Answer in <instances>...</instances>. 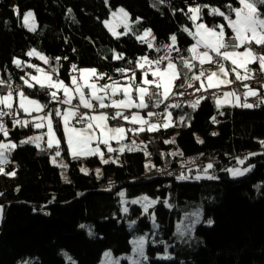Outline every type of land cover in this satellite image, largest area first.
<instances>
[{
    "label": "trees",
    "instance_id": "obj_1",
    "mask_svg": "<svg viewBox=\"0 0 264 264\" xmlns=\"http://www.w3.org/2000/svg\"><path fill=\"white\" fill-rule=\"evenodd\" d=\"M229 3L239 6L237 0H163L162 3L158 0H108L107 5L105 0H0V77L5 80L6 73H11V81L19 84L30 98L51 107L53 101H49L46 90L36 85L29 89L23 84L28 76L24 65L31 61L26 53L36 49L50 58L45 69L51 73L53 67L57 68L55 78L65 83L76 74L72 72V64L107 74L99 84L113 80L129 83L133 70L139 83L142 72L135 68V63L145 55L150 59L154 56L147 44L136 39L137 33L150 28L158 47L171 45L170 36L175 34L176 48L180 51L170 53L189 58L186 49L192 40L183 31L192 26L185 15L188 7L208 4L227 12L224 5ZM121 7L129 13L131 30L116 38L103 21L108 19L111 10ZM14 9H19V15ZM27 11L34 13L35 32L28 31L21 22ZM137 17L140 23H136ZM203 22L226 23L221 17L207 15V9ZM226 31L231 34L230 29ZM113 50L122 53L124 58L113 59ZM57 57L61 58L59 64L55 61ZM14 58L24 62L20 68L13 63ZM119 68L129 70L127 75L117 72ZM184 82L182 78L175 84L179 86ZM180 88H174L173 92L178 93ZM229 90L241 92L239 88ZM6 92L5 87L0 86V94ZM211 99H202L195 110L189 106L191 101L176 103L179 105L176 108L165 110L163 107L156 118L170 112L174 126L135 134L147 156L140 150L125 151L115 157V162L108 163H101L97 157L83 161L70 159L60 124L55 120L54 127L60 128L57 132L59 157L66 162L67 180L51 163L55 147L20 145L22 135L17 137L15 133L23 131L22 137H25L24 128H8V138L18 148L13 150L5 166L6 171L16 172L15 177L0 175V193H3L0 205L4 207L0 224V264H18L24 260L32 264H98L107 249L114 255L130 252V240L148 229L150 222L149 216L141 213L140 206L130 205L128 213L121 210L120 191L127 198L145 195L158 200L149 211L155 214L159 228L155 236L149 238L157 243L147 244V264H264V145L260 143L264 141V105L251 109L217 108ZM2 119L11 125L10 116ZM173 138L174 143L165 142ZM238 155L242 158H237ZM195 158L206 164L202 170L209 163L213 164L208 173L218 179L196 180L194 170L184 174L188 177L185 180L167 171L161 172ZM81 164L89 168L87 174L80 171ZM96 166H99V175L92 170ZM237 166L254 167L244 176L230 177L226 169ZM165 200L171 208L164 204ZM181 205L200 208L202 217V222L182 239L175 230L180 217L177 208ZM209 219L213 221L211 226L205 224ZM131 221H136L133 228L127 224ZM81 224L90 226L93 235L88 234L87 227L81 228ZM161 240L170 245L167 254H171L172 259H157L158 254H165ZM65 253L71 260L64 257Z\"/></svg>",
    "mask_w": 264,
    "mask_h": 264
},
{
    "label": "snow or ice",
    "instance_id": "obj_2",
    "mask_svg": "<svg viewBox=\"0 0 264 264\" xmlns=\"http://www.w3.org/2000/svg\"><path fill=\"white\" fill-rule=\"evenodd\" d=\"M163 2V0H158ZM239 6H233L231 3L224 5L228 9L227 12L221 10L220 7L210 6L208 4H197L195 6H189L185 15H188L189 19L195 28V32L190 31L188 28H184L183 31L187 32L192 37L195 43L186 49L190 53L189 58L183 56L180 57L182 69L178 67L177 63L173 61L170 55H162L156 59H150L148 56H143L135 63V68H138L142 72V77L139 83H137L136 73L133 70L132 75L128 77L129 83L121 85L118 81L113 80L112 83L99 84L98 81L105 79L107 74L99 73L95 68H78L76 64L71 65V69L75 75L71 76V86L65 84L64 80L54 78L58 74L57 68L53 67L51 73L44 71L39 67H35L33 64H27L28 68H34L38 75H30L28 79L24 80V84L27 88L31 89L35 85H39L41 89H44L50 95L52 101H56L60 104L69 105L70 107L61 111L60 108H55L45 112L43 116H38L37 121L34 123L35 128L41 129L47 127V147L52 149L55 146V157L61 156L60 152V140L57 139V132L60 130L59 126L54 129L53 117L59 118V122L62 124L63 139L67 143V148L70 155L76 159L87 156H99L103 163H108L104 160L103 153L100 150L99 145L103 144L107 147L108 152L117 151L111 147V141H116L121 147L119 152H124L125 149L132 151L138 150L135 140L132 141V145H124L122 142L126 138L127 132H133L138 134L140 132L158 131L161 127L167 129L173 125L172 114L170 112L164 113V119L161 122H152V118L160 114L153 111L147 112V117L141 116L139 112H133L131 115H125L122 110L139 109L144 110L151 107H160L161 103L168 101L172 95H183V93H174L173 89L177 87H184V84L177 86L175 81L183 78L188 87H191V81H201L200 88L196 91L207 90L210 88H218L220 85H229L232 83L228 79L230 72L235 74L236 80L247 81L254 78L256 69L250 67L251 65H258V69L261 73H264V52H257L253 45L258 48H264V0H237ZM108 0H105L107 5ZM205 9H207V15L213 17H221L226 23L223 24H206L203 22L205 15ZM19 15V9H14ZM183 11V10H181ZM72 9H68V13L71 14ZM190 14V15H189ZM75 19V17H73ZM130 16L124 8H119L111 13V19L103 21L105 28L112 34L113 37L119 38L120 35L128 34L131 30L129 24ZM200 21V22H198ZM136 23H140V18H136ZM23 26L30 32L36 31L35 16L32 11H28L23 14ZM119 28L124 29V33L118 31ZM226 29L231 30V35H228ZM136 39L142 43L147 44L148 48H153V41L155 36L152 30L145 29L142 34L137 33ZM171 45L163 44L157 47V51L161 48L167 50V53L175 50L177 36L172 34L170 36ZM243 49V51H241ZM75 51V49H74ZM113 59H123L122 53H115ZM214 54V55H212ZM27 56H35L44 64L50 63V58L42 55L36 49H31L26 53ZM61 58H55L57 64H59ZM64 59H67L65 57ZM167 60L165 66H161L163 62ZM194 61H198L201 66V70L198 74L188 76L189 72H193L196 67ZM225 62H230L231 69L226 68ZM13 63L20 68L23 65V61L14 58ZM131 63V61H129ZM205 64L214 65L217 70L205 71L203 66ZM186 70V71H183ZM122 75H127L129 70L125 68H119L116 70ZM149 76L152 78L149 79ZM23 79V78H22ZM109 80H112L111 76H108ZM206 79L207 84L203 82ZM0 86H7L9 90L6 94H0V133L4 137H8L9 129L3 122L5 115L15 116L19 111H23L26 115H32V113L43 112L46 108V104H42L39 100L30 98L25 91L20 88L12 89L11 85L5 80L0 79ZM246 91L243 93V102L241 97L236 92H224L223 99H216L217 108L222 107L225 104H231L232 107H243L245 109H251L264 105V95H261L256 89L250 87L248 84L244 85ZM264 87V85H261ZM62 92V96L58 97V93ZM120 96V99L114 97ZM255 98V103H249V98ZM18 99V108H14V102ZM202 98H198L195 102L189 106L195 110ZM73 100H77V104H73ZM80 107L95 111L99 109H114V113L109 116L106 112H100L96 115H87L79 111ZM169 107H179L178 104H165V110ZM223 115V113H221ZM123 119L124 121L138 125L136 128L125 129L123 126H110L109 120ZM73 121L82 124V127H76ZM183 118H181V122ZM212 121L216 122V118L212 117ZM14 126L27 127L29 121L27 120H13ZM217 135V133H212ZM41 136L29 137L26 140H21L20 145L31 143L35 144L37 148L40 147ZM166 143H174L173 140L165 141ZM199 143H203L198 139ZM264 145V141L260 142ZM93 144L96 146L93 147ZM17 144L0 142V175H6L9 177H15V171H6L5 166L10 162L9 154L15 150ZM147 155V152L145 153ZM182 154V153H181ZM252 155H255L253 153ZM55 157H53V163L55 164ZM238 163L243 164V160H238ZM60 167H66L61 164ZM252 167L240 169V168H228L226 171L230 173L233 178L244 176L246 173L252 171ZM213 169V164L209 163L203 170V176L196 175V180L201 179H218L214 175L208 174V170ZM87 174L86 169H81ZM99 175V170H97ZM178 179L185 180L188 177L181 174ZM67 182V181H66ZM17 191L19 189L17 188ZM3 195V193H0ZM121 197L124 193H119ZM144 201V212L148 213L150 207L158 203V200H149L147 196L142 197ZM141 200L133 199L131 204H139ZM164 204L168 205V201L165 200ZM42 210V209H41ZM35 211V209H34ZM127 207L123 208L124 213H128ZM45 215L49 213L44 212ZM195 216V220L188 227L187 231L192 230V226L195 223L200 222L199 212L191 214ZM4 218V207L0 205V221ZM154 228H159L156 223L155 214L151 217ZM185 219H188L186 216ZM136 221H132L129 227H133ZM213 221L209 219L207 224L211 226ZM81 228L87 227L81 224ZM177 234L180 237H184L186 232L183 226H178ZM89 235H93L91 229H89ZM133 245V255L124 257L129 261V264H147L149 257L146 255V245L148 243L156 244L157 241L150 240L147 234L136 237L131 241ZM159 243L165 245V254L163 256L157 255V259H172L167 254L168 245L165 241H159ZM103 264H119L118 260L112 258L111 252L104 253ZM71 260V257H69ZM18 264H32L31 261L24 260L18 262Z\"/></svg>",
    "mask_w": 264,
    "mask_h": 264
},
{
    "label": "rangeland",
    "instance_id": "obj_3",
    "mask_svg": "<svg viewBox=\"0 0 264 264\" xmlns=\"http://www.w3.org/2000/svg\"><path fill=\"white\" fill-rule=\"evenodd\" d=\"M13 3V2H12ZM117 9H119V8H117ZM117 9H115V10H111V12H110V14H109V17H108V19L107 20H109V19H111V13L113 12V11H116ZM28 12V11H27ZM26 13V12H25ZM21 22H22V24H23V17H22V20H21ZM192 22V21H191ZM198 22H200V21H198ZM129 24H130V22H129ZM193 25V24H192ZM26 28V27H25ZM107 29V28H106ZM119 29H123V28H119ZM119 29H118V31H119ZM108 30V29H107ZM124 30V29H123ZM109 32V31H108ZM130 32V31H129ZM110 33V32H109ZM111 34V33H110ZM112 35V34H111ZM241 51H243V49H241ZM225 66H226V68H228V69H231V67H232V65H231V63L230 62H225ZM252 66V65H251ZM250 66V67H251ZM199 73V72H198ZM197 73V74H198ZM230 74H231V72H230ZM232 75L233 76H235V74L234 73H232ZM152 77L151 76H149V79H151ZM228 79L229 80H231L230 79V75H229V77H228ZM232 81V80H231ZM199 83H201V81H198ZM203 82L205 83V85L207 84V81H206V79H204L203 80ZM233 82V81H232ZM175 83H176V81H175ZM230 85V84H229ZM229 85H220L218 88H210L209 90H211V89H213V91H216L217 92V94H214L212 97L213 98H221V99H223V93L224 92H232L233 90H229L227 87L229 86ZM263 89H264V87H263ZM173 91H174V89H173ZM234 92H236L237 93V95H239L240 97L242 96L241 95V92L239 93V92H237V91H234ZM6 94V93H5ZM215 104H216V102H215ZM229 105H231V104H229ZM216 106V105H215ZM217 107V106H216ZM14 108H18V99L14 102ZM23 112V111H22ZM133 112H140V110H137V109H134V111ZM133 112H131V113H133ZM24 113V112H23ZM35 113V112H34ZM130 112H129V114H131ZM25 114V113H24ZM33 114V113H32ZM125 115L127 114L126 112L124 113ZM26 115V114H25ZM21 116V113H20V111L15 115V117H16V120H26L24 117L23 118H19ZM36 118H38V116H36ZM12 123H13V121H12ZM125 129H129V128H131L129 125H122ZM138 127V126H137ZM47 128V127H46ZM46 133H47V129H46V131L44 132V130H42V136L44 137L45 135H46ZM128 133H131V134H134L133 132H127V134H126V138H125V140L122 142L124 145H129V146H131L132 145V141L134 140V137H132V135L130 136V137H127V135H128ZM1 134V133H0ZM35 136H41V135H38L37 133H31V134H28L26 137H24L23 139L24 140H26V139H28L29 137H35ZM8 137H9V135H8ZM8 137H4L3 136V134H2V136H1V139H0V142H4V143H15L13 140H11V139H9ZM46 137H47V135H46ZM16 144V143H15ZM111 147L113 148V149H117V151H114V152H108V149H107V147H106V151L108 152V154L107 155H104L105 154V150L103 149H101V152L103 153V158H104V160H107L108 162H112V161H114V157L115 156H118L121 152H119L118 151V149L121 147V145L120 144H118L116 141H111ZM18 147H16V149H17ZM15 149V150H16ZM138 150H140V146L138 147ZM138 150H132V151H138ZM125 151H128V152H130L129 150H127V149H125ZM124 151V152H125ZM144 151V150H143ZM13 152V151H12ZM12 152L10 153V155L12 154ZM145 153H146V151H144ZM147 156V155H146ZM98 158V160L101 162V163H103L102 161H101V159H100V157H97ZM83 161V160H82ZM51 163L53 164V165H55V166H57L58 168H59V170H60V175H61V177L63 178V179H66L67 180V170H66V167H60V166H58V165H61V164H63L64 165V162H62V161H59V162H56L55 164L53 163V158L51 159ZM79 168H80V171H81V169H86L87 170V172L89 171V168H87L84 164H81V166H79ZM234 168H240V169H244L243 167H241V166H237V167H234ZM151 169H153V168H151ZM95 173H97V170H99V166H96L94 169H92ZM81 172H83V173H85L84 171H81ZM194 173V175L196 176V175H201V176H203V170H200V171H196V172H193ZM209 174V173H208ZM230 174V173H229ZM230 177H232L231 175H230ZM121 192H123V191H120L119 193H121ZM124 193V192H123ZM145 195H139V196H136V197H131V198H127L126 196H125V194H124V196L123 197H121L120 195H119V197H120V202H121V210L123 211V208L124 207H127V208H129V206L130 205H133V204H131V200H133V199H136V200H141V203H139V204H135V205H137V206H140V208H141V213L143 214V215H146V216H149V222H150V227L148 228V229H146V230H144L143 232H141V233H139L137 236H133L132 237V239L130 240V244H131V250H130V252H128V253H123V254H118V255H114L110 250H105L103 253H102V256H101V259H100V261H99V263L98 264H103V262H104V259H105V257H104V253L105 252H111V254H112V258L114 259V260H118L119 261V264H129V261L127 260V259H124V257H128V256H132L133 255V252H132V249H133V245H132V243H131V241L133 240V239H135L136 237H138V236H141V235H144V234H147L148 235V237L150 238V236L151 235H153V236H155V233H156V231L158 230V228H154V226H153V223H152V219H151V217H152V215H153V213H149V211H150V208H149V210H148V213H145L144 212V208H143V204H144V201L142 200V197H144ZM148 199L149 200H156V199H152V198H149L148 197ZM168 205L169 206H167L168 208H171L172 206L168 203ZM178 211H179V213H180V217H179V219L176 221V223H175V230H176V235H177V237H179V238H181L178 234H177V229H178V226H183V228H184V230H185V232H186V234L187 233H191V231L190 232H188L187 231V229H188V227L192 224V221H194L195 220V216H193V215H191V214H193V213H197V212H199V214H200V222L199 223H195L194 224V226L195 225H197V224H200L202 221H201V209L200 208H192V207H188V205H181V206H178ZM188 217V219H185V217ZM132 223V221L131 222H128L127 224H128V226L130 225ZM157 223V222H156ZM0 224H1V221H0ZM205 224L206 225H208L207 224V221L205 222ZM135 226V225H134ZM133 226V227H134ZM194 226H192V228L194 227ZM133 227H131V228H133ZM87 228H88V234H89V229H91V231H92V228L90 227V226H87ZM93 232V231H92ZM92 236V235H91ZM182 239V238H181ZM146 247H147V245H146ZM164 254H160V256H163ZM168 255H170L172 258H173V256L171 255V254H168ZM64 257L67 259V260H69V256L65 253L64 254Z\"/></svg>",
    "mask_w": 264,
    "mask_h": 264
},
{
    "label": "crops",
    "instance_id": "obj_4",
    "mask_svg": "<svg viewBox=\"0 0 264 264\" xmlns=\"http://www.w3.org/2000/svg\"><path fill=\"white\" fill-rule=\"evenodd\" d=\"M189 30L190 31H192V32H195V28H194V26L192 25L191 26V28H189ZM124 33V32H123ZM186 34L188 35V33L186 32ZM231 35V34H230ZM190 38H191V40H192V44L190 45V47L195 43V41L192 39V37L190 36V35H188ZM189 57H190V55H189ZM30 59H31V61H29L28 63H26L24 66L26 67V68H28L27 67V64H33L35 67H39V68H41V69H43L44 71H47L46 69H45V66H46V64H44V62L43 61H41V60H39L38 58H36L35 56H33V57H29ZM154 59H156L155 57H154ZM194 62H196V63H198V61H194ZM35 67L34 68H28V71H27V73H28V76H27V78L26 79H28L29 77H30V75H38V73H36V71H35ZM255 69H256V72L257 71H259V69H258V65H257V67H255ZM48 72V71H47ZM199 71H197V72H195V71H193V72H190V75H189V77H191L193 74H197ZM260 72V71H259ZM256 74H261V72L260 73H256ZM256 74H254V76L256 75ZM55 78V77H54ZM230 79L233 81V82H241V81H239V80H236V78H235V76H233L232 75V73L230 74ZM5 80H6V77H5ZM25 80V79H24ZM24 80H23V84H24ZM232 82V83H233ZM14 83V82H13ZM17 84V83H16ZM65 84H67V85H69V86H71V77H70V79H69V82L68 83H65ZM121 85H125V84H127V83H120ZM200 84L201 83H199L198 81H192V86H191V88L194 90V91H196V89H198V88H200ZM25 85V84H24ZM26 86V85H25ZM36 86H38L39 87V85H36ZM5 87V86H4ZM250 87H252V88H254V89H256L261 95H264V89H263V87H261L260 85H258V84H256V85H254V86H250ZM5 89L8 91V87L6 86L5 87ZM203 90V89H202ZM208 91H213V89H211V90H209V89H207ZM246 91V89L244 88V91H243V93ZM213 92H216V91H213ZM217 93V92H216ZM63 94H62V92H60V93H58V97H60V96H62ZM242 95V94H241ZM49 98H50V102L52 101V99H51V97H50V95H49ZM115 99H120V97L119 96H117V97H114ZM213 99V101H214V104H215V102H216V99L217 98H212ZM221 99V98H220ZM243 96H241V102H243ZM41 102V101H40ZM248 102L249 103H255L256 101H255V98H249L248 99ZM42 103V102H41ZM42 104H48V103H42ZM216 105V104H215ZM224 106H231V105H229V104H225V105H223L222 107H224ZM70 106L69 105H64V106H61L58 102H56V101H53V103H52V105H51V107H49V111L50 110H52V109H55V108H60L61 109V111H64L65 109H67V108H69ZM151 108L152 107H149L148 109H144V110H140V112H139V114L141 115V116H144L145 118H148L147 117V112L148 111H152L151 110ZM97 109H99V108H97ZM96 109V110H97ZM91 111V110H88V109H84L83 107H80V109H79V111L80 112H82V113H86L87 115H96V114H99L100 112H98V111ZM114 110V109H113ZM137 110H139V109H137ZM115 111V110H114ZM122 111H124V113L126 112L127 114L126 115H131V114H129V112L131 113V112H133L134 111V109H130V110H122ZM20 113H21V116L19 117V118H25L27 121H29V125L27 126V127H20V126H18V125H16L17 127H19V129H23L24 128V130H25V133H27V135L28 134H31V133H37L38 135H41V137H42V140H41V142H40V147H43V146H46L47 147V137H46V135L43 137L42 136V130H44V132L46 131V126L44 127V128H41V129H37V128H35V126H34V123L37 121V118H36V116H43V112H39V113H33L32 115H25L22 111H20ZM11 117V120L13 121V120H16V117L15 116H10ZM162 118H164V115H163V117ZM162 118H156V117H153L152 118V122H160V120H161V123H162ZM55 120H57L58 122H59V118H56V117H53V122L55 121ZM73 123L75 124V126L76 127H82L83 125L82 124H80V123H78V124H76L74 121H73ZM59 124H60V128H61V132H62V136L64 135L63 134V129H62V124L59 122ZM124 124L125 125H129L131 128H136L138 125H132V124H130V123H128V122H126V121H124ZM5 125H6V127L7 128H9V129H11V128H13V127H16V126H14V124L13 123H11V125H9V124H6L5 123ZM110 125V124H109ZM111 126V125H110ZM54 129H55V127H54ZM146 132H149V131H146ZM23 131H18L17 133H15V135L17 136V137H19V136H23ZM26 135V136H27ZM132 135V137H134V140H135V142H136V146H137V148L140 146V151H146L145 150V148H144V146L142 145V143L141 142H139V141H137L136 140V138H135V134H131V133H128V135H127V137H130ZM1 136H2V133H1ZM20 137V140H24L23 138L24 137ZM25 136V137H26ZM57 139H58V137H57ZM64 140V139H63ZM64 143H65V147H66V151H67V155H68V157L70 158V159H72V160H79V161H82V160H85V159H88V158H91V157H99V156H87V157H80V158H76V159H74L71 155H70V153H69V151H68V148H67V143H66V141L64 140ZM28 144H30L31 146H33V147H35V148H37L36 146H35V144H31V143H28ZM96 145L95 144H93V147H95ZM55 147V146H54ZM99 147H100V150L102 149H104L105 150V154L104 155H107L108 154V152L106 151V146H104L103 144H101V145H99ZM139 151V150H138ZM9 157H10V154H9ZM115 157H117V156H115ZM115 157H114V161H112V162H115ZM9 160H11L10 158H9ZM55 161L56 162H59V161H62V162H64V165L66 166V162L62 159V158H60V157H55Z\"/></svg>",
    "mask_w": 264,
    "mask_h": 264
},
{
    "label": "built area",
    "instance_id": "obj_5",
    "mask_svg": "<svg viewBox=\"0 0 264 264\" xmlns=\"http://www.w3.org/2000/svg\"><path fill=\"white\" fill-rule=\"evenodd\" d=\"M158 45H157V41L156 39L153 41V48H152V51H153V56L155 58L159 57V56H162V55H170L172 58H173V61L175 63H177V65L179 67L182 68V64L180 62V57L178 56H175L171 53H167V50L161 48L160 51H157ZM253 48H255V50L257 52H264V48H258L256 47L255 45H253ZM214 55V54H212ZM167 63V60H165L163 62V64L161 65L162 67L165 66ZM196 64V67L193 69V70H201V66L199 65V63H196V62H193ZM203 69L207 72V71H214V70H217L215 68L214 65H208V64H205L203 66ZM8 84L11 85V88L14 89L15 88V85L16 83H13L11 81V74L10 73H7L6 75V80H5ZM192 84V83H191ZM245 84H248L249 86H252V85H256V84H264V75H255L253 79H250V80H247V81H241V82H233L231 83L227 88L228 89H241V92L244 90V85ZM184 87H181L180 88V91L178 93H183V95H174L172 96L168 101H164L160 107L158 108H155L153 110V112L155 113H159L160 110L165 107V104L167 103H170V104H176V103H185L187 101H191V102H195L198 98H202V99H205L207 97H212L213 96V93L212 91H205V90H200V91H194L191 87H188L187 84L184 82ZM9 90V88H8ZM120 97V96H119ZM121 98V97H120ZM201 99V100H202ZM78 101L77 100H73V104H77ZM60 104V103H59ZM61 106H64V104H60ZM66 106V105H65ZM49 110V106H47V108L43 111V115L45 114V112H47ZM96 111L98 112H106L107 114H109V116H111L113 113H114V110L112 108H108V109H97ZM214 116V115H213ZM123 122L124 120L123 119H118V120H109V123L110 125L112 126H121L123 125ZM75 123H78L75 121ZM237 158L241 159L242 156L241 155H238ZM205 166V163L203 161H201L200 159L198 158H195V159H192V160H189L188 162H185V163H182L176 167H173L171 169H167V170H162L161 172H164V171H167L169 173H172L173 175L175 176H180L181 174H185L187 171H190V170H194V171H200L204 168Z\"/></svg>",
    "mask_w": 264,
    "mask_h": 264
},
{
    "label": "bare ground",
    "instance_id": "obj_6",
    "mask_svg": "<svg viewBox=\"0 0 264 264\" xmlns=\"http://www.w3.org/2000/svg\"><path fill=\"white\" fill-rule=\"evenodd\" d=\"M114 10H115V9H114ZM110 12H111V11H110ZM109 14H110V13H109ZM108 17H109V16H108ZM120 30H121L122 32H124V30H123V29H119V31H120ZM15 88H20V89H21V87H20V85H19V84H16V85H15ZM15 88H14V89H15Z\"/></svg>",
    "mask_w": 264,
    "mask_h": 264
}]
</instances>
